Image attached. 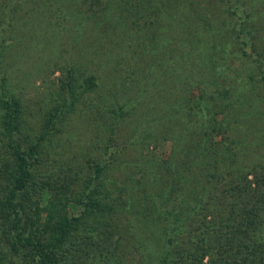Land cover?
<instances>
[{"label": "trees", "instance_id": "obj_1", "mask_svg": "<svg viewBox=\"0 0 264 264\" xmlns=\"http://www.w3.org/2000/svg\"><path fill=\"white\" fill-rule=\"evenodd\" d=\"M118 1L124 14L115 8L102 21L117 26L105 34L76 27L73 38H90L100 71L109 60L112 67L131 60L134 94L173 97L160 113L151 105L145 128L129 135L131 158L117 155L105 129L82 164L57 170L44 162L68 113L64 91L50 92V107L29 129L22 95L12 90L13 64L4 59L10 44L2 29L16 16L0 13V264H264L263 154L255 152L264 140L257 109L264 102V22L246 10L252 0ZM65 2L4 0L12 10L35 4L45 11L30 15L37 33L29 42L37 48L28 52L44 68L60 67L47 50L75 26ZM51 24L59 32L53 40ZM147 31L158 54L138 60ZM72 63L61 65L69 73ZM87 79L96 85L95 75ZM122 104L107 114L112 126L130 113ZM158 129L157 137L171 141L169 154L141 157L139 142L148 149Z\"/></svg>", "mask_w": 264, "mask_h": 264}, {"label": "rangeland", "instance_id": "obj_2", "mask_svg": "<svg viewBox=\"0 0 264 264\" xmlns=\"http://www.w3.org/2000/svg\"><path fill=\"white\" fill-rule=\"evenodd\" d=\"M65 3L73 10L72 16L74 18H72L74 19L75 26L69 31L67 30V32L64 31L63 37L53 45L54 48L47 50V54L53 60V63L60 64V67L44 68L43 62L45 60L42 59L41 63L38 57L36 58L35 55L30 56L28 52L34 46V43L31 44L29 39L33 38V34L37 33L35 20L31 19L30 15L35 14L37 11H45L41 7H34L35 4L31 8L28 5H20L18 7L19 10H12L16 7L14 4L5 5L4 0H0V13H5V9H8L6 11L8 14H13L12 17L16 16L12 20L10 28L6 27V30L2 29L3 35L8 36V43L10 44L4 59L9 64H13L12 72L9 74L15 80L12 90L22 95L24 100L23 105L27 108V112H24V118L29 129L35 128L39 122L41 113H45L50 107L48 105L49 100L53 99L50 92L53 91L55 96L56 92L59 91V87H61V95L62 91H64L66 112L68 113L62 117L63 123L52 136L54 141L48 143L50 147L47 148V157L44 162L46 168H55L57 170V167L64 164H66V167L74 166V168L76 164H82L86 157V152L88 153L92 148L90 147L91 143L93 142L94 144L102 138L100 132L105 129L110 132L112 131L114 134V145L117 149V155L127 160L132 157V151L129 149V145H126V142H129V135L131 133H139L142 128H145L147 124L145 118L149 116L148 108L153 105L155 112L160 113L170 103V98L173 96L172 94L169 95V92L164 91L162 96L159 95L160 101L157 102L155 95H150L149 91H144L143 96L134 94L135 89L137 91V87L134 85L133 68L127 65V63H131V60L125 59L126 61L123 60L120 64L115 63L113 67L111 60H109V63L104 67V71H100L101 67L97 68L92 63L96 61L97 54L92 53L90 38H83L78 42L73 38L74 34H71V31L76 30V27L84 26L91 28L97 26L95 30L104 28L105 34L114 25L117 26L118 23L114 19H110L111 22L108 24L107 21L105 23H102V21L105 18L104 14H109L115 8L119 15L124 14V10L121 9L118 0H66ZM263 3L264 0H252L251 8L247 7V2L245 3L246 10L253 12L254 15L257 14L259 18H256L260 23L261 20L264 22ZM27 11L30 14H27L22 19L23 14L27 13ZM51 19L49 17L50 21ZM73 19L68 18L72 22ZM251 19L253 21L255 16L251 15ZM117 21H120V19ZM43 25L45 23L42 25L40 23V29ZM57 30V27L51 24L50 34L47 37L53 40L59 33ZM31 34L32 36L29 37L28 35ZM150 36L151 31L141 33V38H143L142 44L146 49L141 51L142 44L138 45L139 49L134 53L138 60H144L143 56L146 55L148 60L157 57V49L151 45ZM72 40H74V44ZM67 60L73 61V67L69 73H67L68 68H65L67 66L61 65L62 61ZM59 68H64L65 71L62 73ZM168 70L173 72L171 69ZM90 75H95L96 85L89 83L87 76ZM156 87L162 93V84H157ZM240 93L245 97V91H241ZM196 94L197 92L193 93V95ZM122 102H124L122 106L130 113L121 116V118L119 117L117 126H112V121L107 114L108 112H112L111 110L117 108L118 104ZM254 109L256 111V107ZM257 109L259 110V120L261 121V117L264 118V102L262 105H257ZM255 111L253 115L249 116L251 124H254V120L256 119L254 116ZM157 136H160L159 129L156 130V139L148 138L151 141L148 149H146L144 142H139L143 146L140 152L141 157L152 156V154L158 158L167 157L170 152L171 141ZM136 147L138 146L136 145ZM1 148L0 146V150ZM255 152H262L263 155H260L262 157L259 158H262L261 167L264 168V140L260 143L259 141L256 142ZM121 174L122 172L120 171L116 176L121 179L123 178ZM258 174H261L260 171H258ZM69 206L75 208V210L78 208L73 203L69 204Z\"/></svg>", "mask_w": 264, "mask_h": 264}]
</instances>
